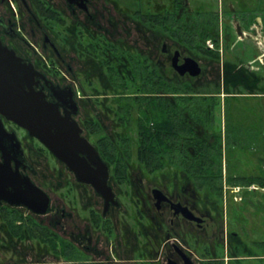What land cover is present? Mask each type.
Segmentation results:
<instances>
[{
    "label": "flooded vegetation",
    "instance_id": "flooded-vegetation-1",
    "mask_svg": "<svg viewBox=\"0 0 264 264\" xmlns=\"http://www.w3.org/2000/svg\"><path fill=\"white\" fill-rule=\"evenodd\" d=\"M146 1L132 9L116 0H0V47L36 70L34 90L66 121H76L95 148L79 152L88 165L80 176L91 182L82 181L44 142L0 112V264H254L264 258L258 253L264 239L252 237L251 218L264 210V191L260 200L251 192L264 190V180L257 183L263 172L247 176L254 180L250 185H232L225 174L213 186L192 166L146 168L139 154L142 97L170 101L166 115L186 144L175 157L190 160L194 142H215L214 132L219 134L218 104L211 120L208 110H197L194 122V102L263 95L264 75L254 65L259 55L249 60L255 51L244 43L245 29L255 30L252 12L240 15L222 1L216 75L215 58L198 57L178 39L175 0H154L152 25ZM180 1L195 33V18L205 20L199 5L209 1L197 0L194 8L191 0ZM223 14L240 24L230 26ZM202 36L191 38L204 46ZM190 58L201 69L196 76L178 69L188 68ZM146 80L158 83L155 93L145 92ZM203 86L217 89L204 92Z\"/></svg>",
    "mask_w": 264,
    "mask_h": 264
},
{
    "label": "trees",
    "instance_id": "trees-1",
    "mask_svg": "<svg viewBox=\"0 0 264 264\" xmlns=\"http://www.w3.org/2000/svg\"><path fill=\"white\" fill-rule=\"evenodd\" d=\"M135 1V0H131ZM139 0H136L138 3ZM239 1L240 6H242L240 10V15H246L248 12H252L249 19L254 24L257 23V18L261 17L264 29V0H255L254 2V8L252 9V6L248 5V3H251L252 0H236ZM244 1V2H243ZM176 2V12L177 16V24H178V32L177 36L178 39L188 44L192 49L193 53L202 55L205 54V56L213 57L217 61H219L220 58V52L218 50L219 48V12H212L207 11L203 12L205 20L204 23L202 22V18H195V22L198 23V26H195V33L199 34V36H202L204 41V46H201L199 44L198 38L192 39V34H195L191 32L188 29V23L186 21V11L180 13V9L182 8L183 2L180 0H175ZM153 5L154 0H147L146 1V12H147V23L153 24L152 18L149 19V17L153 14ZM211 5V4H210ZM138 5L137 8L138 9ZM201 13V12H199ZM197 14V13H195ZM202 14V13H201ZM207 21V22H206ZM203 25V26H201ZM188 30V31H187ZM212 39L214 43L217 45V50L208 48L205 41ZM146 87L145 92H154L157 89V82L152 80H146ZM169 87V84H165L164 82H161V88ZM171 87V86H170ZM197 93V92H196ZM178 104H180V97H178ZM194 100L198 99L200 97L193 96ZM146 99L145 105L140 107L141 115L144 116V125L140 127L142 132V142L139 144V154L141 157H143V164L146 168H176V169H183L186 170L188 167L192 166L195 173L203 176H207L209 179V183L213 186H217L222 183L223 180V162L224 160L227 161V157L224 156V149L222 146V137L219 132V134L213 129L217 135L215 137L216 141L211 143H207L204 139L203 142H194V151L195 154L191 157L190 160L180 159L176 158L175 156L177 153H180V149L182 147L186 146V144H180L181 140L180 137H176L173 133V129L175 125H172L171 120L169 117H167V112H170V108L172 107L170 104V101H161L158 102V99H162V97L157 96H145L142 97V100ZM206 99V98H204ZM133 103V102H132ZM131 102L128 103V105H132ZM135 103L140 104L141 102L136 101ZM218 104V106H221V102H194L195 108H194V122H197L196 120V112L197 110L203 111L204 113H207L208 110V116L207 120H211V117L213 115V106ZM208 107V108H207ZM228 120V119H227ZM174 121V120H173ZM152 122H154L152 124ZM208 123L207 121H205ZM234 123V122H233ZM212 127L210 128V131L213 132ZM240 137H249L251 141L249 142H241L239 143ZM262 137V138H261ZM261 138L264 141V132L261 128L256 127H240L238 124H228V137H227V144L225 146V150L229 151V148H244L248 146H252L255 144V139ZM251 144V145H249ZM264 146V142L262 143ZM232 152V151H231ZM225 157V158H224ZM260 164H262V168L264 165V156L259 158ZM230 163L231 160L229 161ZM264 169V168H263ZM264 173V170L261 171V173ZM262 176H257V183H261L264 179L261 178ZM247 176H242L239 174H233L232 176L228 177V181L232 185H241V184H247L250 185L254 182V180L246 182ZM262 184V183H261Z\"/></svg>",
    "mask_w": 264,
    "mask_h": 264
},
{
    "label": "water",
    "instance_id": "water-1",
    "mask_svg": "<svg viewBox=\"0 0 264 264\" xmlns=\"http://www.w3.org/2000/svg\"><path fill=\"white\" fill-rule=\"evenodd\" d=\"M188 62V68L182 65L178 67L179 71L184 73L190 69L192 75L200 74L198 62L193 58ZM36 76L34 68L0 47V112L44 142L78 174L80 180L91 182L86 176H80L82 167L88 168V165L79 152L85 148L94 151L95 148L80 135L81 129L76 121L68 118L66 121L56 104L48 102L42 92L34 90L32 82ZM25 84L29 85V90Z\"/></svg>",
    "mask_w": 264,
    "mask_h": 264
},
{
    "label": "rangeland",
    "instance_id": "rangeland-1",
    "mask_svg": "<svg viewBox=\"0 0 264 264\" xmlns=\"http://www.w3.org/2000/svg\"><path fill=\"white\" fill-rule=\"evenodd\" d=\"M119 3H127L129 4L130 8L135 9L137 8L138 3L135 1H131V0H116ZM197 0H191L190 5L192 6V8H194L196 5H199V2H196ZM209 1L208 4H203V5H199V6H203L202 10L207 12V11H212V12H216L219 11V7L222 6V1L223 0H207V2ZM244 2V1H243ZM233 5V8H235L236 12L240 11L242 6H240L239 1L237 2L236 0H226L225 1V8L227 10H229V4ZM211 4V5H210ZM248 5L252 6V9L254 8V3H248ZM154 7V5H153ZM220 12V11H219ZM223 19L224 22H226L227 24H229L230 26H233L234 24H240L239 20L236 19L231 20V18H229L227 15L223 14ZM258 19L262 22V18L258 17ZM253 27L255 28V30H250V29H245V33L247 34V38H245L244 43H246L248 48H253V51H255V53L252 52L251 50V55L249 54V56L247 54H245L244 56H248L249 60L253 59L256 56H263L264 55V29H263V24H259L258 26L253 25ZM236 28V27H234ZM234 28L232 33L233 38L237 39V35L234 32ZM220 31V29H219ZM210 46L214 45L213 43H211L210 41H208V43ZM215 49L217 50V45H214ZM238 48V50H243L244 47L240 46L236 47ZM232 51L234 49H231ZM227 51H229L227 49ZM220 52V50H219ZM233 52H231L232 54ZM220 56L221 54H223V52L219 53ZM228 54V52H227ZM231 54H229L231 56ZM198 57H201L200 54H198ZM264 58V57H263ZM215 62V68L213 66L214 71L217 73L216 75H218V70L217 67L218 65V61H214ZM256 63H254L255 65ZM210 66V65H208ZM260 69H261V73L264 75V63L261 61V65H260ZM204 87V92H211V91H215L217 88H214L216 86H203ZM208 89V90H207ZM227 92H233V90L231 88L226 89ZM262 109L264 112V97L263 98H259L256 96L250 97V96H235V97H228L221 106H217V108H215V118H214V125L215 127L218 128L221 137H226V141H227V137H228V124H235V122H239L241 121L243 124H248L249 126L253 123H255V125H261L263 122H261V113H262ZM228 119V120H227ZM234 122V123H233ZM226 125V126H225ZM222 127V128H220ZM222 129V130H221ZM223 142V139H222ZM255 144H253L252 146H246L244 148H229V151H226V159L227 161L224 160L223 162V176L226 174V176H232L233 174H240L242 176L246 175L248 177H250V175H260L261 171L263 170L262 168V164H260V157L264 156V146H263V140L261 138L255 139ZM228 143V142H227ZM251 145V144H249ZM232 151V152H231ZM238 152V155H237ZM231 160L232 163H230L229 161ZM227 172V173H226ZM227 177V178H228ZM251 181L249 178L246 180V182ZM264 190H262L260 187H258L257 190L251 191L252 194L254 195V197H256L257 200H260V197L262 196V192ZM251 210V209H250ZM260 210V209H259ZM257 215L251 217L253 222H254V226H253V230H252V237L256 238V239H264V235H260L262 231L263 223H264V210L261 211H257L256 212ZM258 253H264V250L262 249H258ZM264 257V256H262ZM254 264H264V258H260L257 259L256 261L252 260L251 261ZM248 263V261L246 262ZM250 263V262H249Z\"/></svg>",
    "mask_w": 264,
    "mask_h": 264
},
{
    "label": "crops",
    "instance_id": "crops-1",
    "mask_svg": "<svg viewBox=\"0 0 264 264\" xmlns=\"http://www.w3.org/2000/svg\"><path fill=\"white\" fill-rule=\"evenodd\" d=\"M259 24H261V21L257 18V23L255 25L258 26ZM263 60H264L263 56L257 57V62L255 64V69L258 70L260 68L261 61L263 62ZM257 73H260L259 70L257 71ZM243 92L245 93V91H243ZM259 92H261V91H257L258 95H256V97L263 98L264 97V93H263V95H259L260 94ZM250 97H252V96H250ZM222 103L223 102H221V105H222ZM261 119H262L261 122H263L261 125H255V123H253V124L250 125V127L261 128L262 131L264 132V112H263V109H262V113H261ZM235 123L240 125V127H248L249 126L247 123L243 124L241 121H239L238 123L237 122H235Z\"/></svg>",
    "mask_w": 264,
    "mask_h": 264
}]
</instances>
